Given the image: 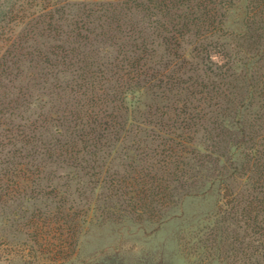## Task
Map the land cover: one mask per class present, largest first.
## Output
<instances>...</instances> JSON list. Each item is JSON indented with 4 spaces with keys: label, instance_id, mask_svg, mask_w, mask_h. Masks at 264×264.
I'll use <instances>...</instances> for the list:
<instances>
[{
    "label": "rangeland",
    "instance_id": "obj_1",
    "mask_svg": "<svg viewBox=\"0 0 264 264\" xmlns=\"http://www.w3.org/2000/svg\"><path fill=\"white\" fill-rule=\"evenodd\" d=\"M60 1L70 19L63 34L28 31L32 38L7 58L14 78L6 82L0 113V264L244 263L233 258L237 243L247 240L242 228L227 221L216 229L214 218L202 216L215 198L183 193L171 178L186 172L198 180L225 169L240 119L236 78L251 47L226 40L233 77L209 99L196 85L203 62L226 58L212 51L196 58L197 38L177 39L165 31L169 24L163 29L135 11L126 23L94 10L87 20L93 3L103 0ZM238 15L229 10L226 29L240 27ZM79 18L87 27H77ZM133 21L137 33L129 30ZM253 60L248 74L264 88V54ZM262 104L255 97L244 113L258 139ZM14 148L20 155L11 156ZM244 172L230 185L247 196L254 192L252 174ZM154 174L158 182L150 183ZM143 177V187L156 185L157 196L137 193ZM220 232L225 256L218 259Z\"/></svg>",
    "mask_w": 264,
    "mask_h": 264
},
{
    "label": "trees",
    "instance_id": "obj_2",
    "mask_svg": "<svg viewBox=\"0 0 264 264\" xmlns=\"http://www.w3.org/2000/svg\"><path fill=\"white\" fill-rule=\"evenodd\" d=\"M59 2L61 1L0 0V113L3 109L2 98L7 91L6 82L10 83V75L14 78V74L10 73L11 66L8 65L10 60L7 58L15 57L22 49L25 39L32 38L33 35L29 36L28 31L33 34V30L39 28V30L47 31V33L60 35V32L63 34L62 25L65 24V21L69 26L70 19L63 12L64 9L57 7ZM93 5L95 7L90 8L91 14L88 13L89 15L85 16L87 20L94 10L100 12V15L106 20L114 19L110 15L114 17L121 15V19H124L122 21L126 23L125 20H129V12L135 11L137 15L143 14L147 17L150 24L161 26L163 29L166 24H169V28L165 31L177 39L184 40L191 36L197 38L199 45L194 47V54L199 56L198 58H210L211 51L226 58V61L220 64L211 63V65H207L203 62L205 75L202 78L203 81L197 82L196 85L200 86L201 93H204L209 99H213V95L218 94V90L224 86L225 80L233 77V63L230 60L231 55L228 52L227 47L229 45L226 40H240L242 44L251 47L252 51L242 61L243 73L236 78V80L242 81L243 89L235 107V117L240 115V119L235 120L233 124L236 138L232 148L227 150L225 169L219 170L211 176L201 174L198 180H193L186 172L172 173L171 182H180V186L184 188L183 193L194 192L206 199H209L208 196L214 197L215 200L212 198L214 201L209 202V207L205 208L207 210L202 216L214 218L216 229L222 222L230 221L242 228L243 236L247 238L243 243H237L233 255L235 261L244 257V263L239 262V264H264V132L258 139L256 133L250 129L249 124L244 119L247 117L244 113L252 105L255 97H259L264 103V88L260 86L263 82L258 79L255 73L254 75L248 74L251 64L255 62L253 58H261L264 54V0H103L97 4L93 3ZM116 7L119 8L117 12H115ZM232 9L241 15L237 16L241 17V25L238 29L230 26L233 29L229 31L226 26L230 22L229 10ZM109 12L110 14H108ZM78 21L75 23L78 28L87 27L88 21H83L80 18ZM136 22L138 23V21ZM136 22H128L131 32H138ZM19 27L22 28L21 31L25 32L24 34L19 35V32H16ZM52 53L55 54V52ZM251 57H253L251 61H248V58ZM11 62L12 64L15 63L13 60ZM169 80L172 82L173 77H169ZM261 108L264 109V104L261 105ZM263 120L261 115L258 116L256 120L258 129L264 128ZM217 127L220 136L223 128L219 125ZM91 132H95V129H91ZM91 132L88 133L91 134ZM87 134H83V136ZM23 139L25 144H30L31 140L35 141L36 135L35 133L25 135ZM10 144L14 145L15 142H10ZM94 144L96 147L97 144ZM19 152L18 148H14L11 156L20 155ZM173 163L171 162V164ZM184 164L189 165L187 162ZM243 171L252 174L250 179L254 192L247 196L243 193L234 194L230 185V181L236 175L242 174ZM145 178H141L142 184L140 186L142 188L140 187L141 190H137V193L149 191L154 195L153 187L156 185L143 187L146 184ZM149 182H158L155 174L149 177ZM174 190L175 188L172 187V191ZM158 194L157 191L155 195ZM168 195L173 197L172 194ZM170 200L172 199H167V201ZM214 241L218 259L223 258L225 256L224 249L220 248L219 243L225 242L226 237L220 232L216 234ZM242 244L244 247L241 250ZM219 261L221 264H225V262H221L222 260Z\"/></svg>",
    "mask_w": 264,
    "mask_h": 264
}]
</instances>
